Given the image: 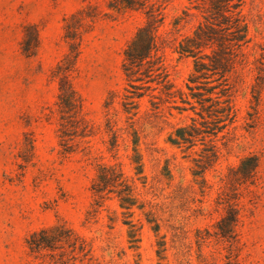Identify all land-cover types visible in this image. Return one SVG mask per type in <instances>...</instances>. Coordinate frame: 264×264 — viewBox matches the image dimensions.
Here are the masks:
<instances>
[{
	"label": "rangeland",
	"instance_id": "374dc122",
	"mask_svg": "<svg viewBox=\"0 0 264 264\" xmlns=\"http://www.w3.org/2000/svg\"><path fill=\"white\" fill-rule=\"evenodd\" d=\"M107 2L0 0V264H39L26 254L24 238L59 219L91 243V264H224L226 243L213 234L222 214L216 206L220 178L247 154H256L259 162L253 183L238 188L233 250L237 264H264V0H244L241 7L250 40L244 48L246 65L237 68L242 79L233 93L236 116L218 134L220 157L204 173V187L191 175V158L201 145L183 152L165 142L172 126L189 123V116L199 119L197 115L169 109L171 103L159 89L147 90L137 100L135 115L123 112L127 85L122 50L144 15L133 10L116 13ZM188 7V0H164L161 37L179 39L190 33L196 20L173 25ZM83 8L94 16L82 34L71 82L93 134L89 154L81 146L62 156L53 111L57 79L51 70L67 51L65 18ZM172 43L159 51L163 68L174 88L186 90L193 58L180 56ZM252 84L260 90L256 107ZM110 115L118 133V161L128 176L132 169L125 145L130 132L139 137L143 184L136 181V187L143 212L133 208L132 214L121 213L111 196L87 221L96 157L112 161L102 142L107 140L104 123ZM123 221L134 224L133 237L127 236L129 227Z\"/></svg>",
	"mask_w": 264,
	"mask_h": 264
},
{
	"label": "trees",
	"instance_id": "16d2710c",
	"mask_svg": "<svg viewBox=\"0 0 264 264\" xmlns=\"http://www.w3.org/2000/svg\"><path fill=\"white\" fill-rule=\"evenodd\" d=\"M243 1L188 0L191 7L185 8L183 16L176 17L173 25L177 27L181 20H196V24L190 33L179 39H169L167 35L162 38L159 35L164 21V0H108L106 4L109 10L116 13L133 10L142 11L144 15L143 24L137 27L122 50L121 70L126 85L130 88H125L122 97L123 112L135 115L137 100L147 90L151 93L159 89V93L171 103L169 109H176L178 113L188 110L197 115L199 119L189 116V123L172 126L165 142L183 152H194L192 149L201 145L197 156L191 158V175L200 187L206 184L204 173L220 157V148L216 144L218 134L231 125L236 116L233 93L234 87L242 79L237 68L246 65L244 48L250 40L247 23L241 13ZM191 9L194 11H190ZM93 16L83 8L65 18L63 39L67 51L51 70V76L57 79L53 111L56 115L59 154L62 156L75 152L81 146L85 154L90 153L88 138L93 134V127L85 117L82 99L71 82V74L75 69L87 20H91ZM34 39L36 40V35ZM170 40L173 41L174 51L180 56L193 58L192 70L185 83L186 90L174 88L163 68L159 51ZM22 46L26 52L24 44ZM251 94L256 107L260 90H255V84H252ZM150 97L152 109H156L158 104L152 101L156 96L151 94ZM176 99L180 104L176 103ZM111 102H105V108ZM111 116L105 120L107 140L102 142L112 161L105 162L102 157H96L94 175L88 188L92 201L91 208L86 212L87 221L111 196L116 198L121 213L132 214L133 208L143 212L140 192L136 187V181L143 184L139 137L136 131L130 132L131 139L125 145V151L129 150L127 158L132 169V175L128 176L118 161V133L113 129ZM125 132L127 135L128 131ZM224 144L225 142L222 143L223 146ZM258 162L256 154H247L239 159L236 166L229 167L223 178H220L216 206H220L222 214L214 224L213 234L226 243L224 264H237L233 243L236 240L235 227L240 212L238 188L253 183ZM123 223L129 227L127 236L133 237L134 224L131 221ZM152 229L157 232L159 225L156 224ZM24 245L26 254L39 264H91L93 257L91 243L60 219L29 232L24 238Z\"/></svg>",
	"mask_w": 264,
	"mask_h": 264
}]
</instances>
